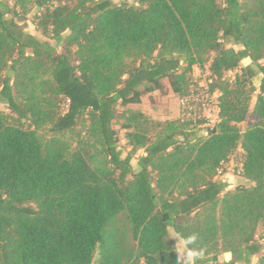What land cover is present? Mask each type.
<instances>
[{
  "label": "trees",
  "instance_id": "1",
  "mask_svg": "<svg viewBox=\"0 0 264 264\" xmlns=\"http://www.w3.org/2000/svg\"><path fill=\"white\" fill-rule=\"evenodd\" d=\"M136 1L34 0L33 22L64 40L58 51L0 0V98L14 113L0 112V264H94L96 252L97 264H251L261 251L264 0ZM206 63L222 121L205 137L181 118L118 111L166 79L189 94L193 65ZM257 90V121L241 131ZM238 146L251 183L229 191L214 175ZM222 252L232 257L221 262Z\"/></svg>",
  "mask_w": 264,
  "mask_h": 264
},
{
  "label": "rangeland",
  "instance_id": "2",
  "mask_svg": "<svg viewBox=\"0 0 264 264\" xmlns=\"http://www.w3.org/2000/svg\"><path fill=\"white\" fill-rule=\"evenodd\" d=\"M10 6L15 7L19 13L16 16V20L19 21L20 25L28 32L32 33L41 40L48 41L53 46L57 48L58 51H62L64 40L57 36L46 37L40 30H38L34 24V17L38 14V9L34 4V0H29L25 8L16 6L15 0H5ZM116 4L122 2H127L130 4L137 3L136 0H112ZM69 31H64L61 35L66 37ZM247 61V60H245ZM243 61V64L246 65ZM250 61V60H249ZM264 64V58L261 60ZM209 64L206 63L204 66L198 64L193 65L192 71V81L190 86V93L185 96H179L176 94L171 86L169 85L167 79L165 80V89L163 91H155L143 96L142 102L140 104H130L128 106L117 107L120 113L127 109H136L143 111L146 115L156 121H175L179 118L181 123L190 122L191 126H194L200 130L202 137L207 134V128L204 123L200 124V119L202 117L199 115L201 111V103L207 97V91L214 90L213 84L215 83L214 77L208 72ZM237 73H241L239 69L229 71L225 74V77L234 79ZM262 75H258L254 78V82L258 81ZM13 82V81H12ZM193 91V92H192ZM259 90H257L251 100L250 115L247 120L238 123V127L241 131H245L250 125H253L257 121V117L253 114L254 104L257 99ZM184 104L187 105L184 113ZM63 108H67V101L62 102ZM0 112L14 115L11 110L7 107V104L3 102L0 98ZM124 117L119 116L115 120V128L118 130L120 142L119 147L123 151V156H126L132 149L126 137V130L122 127L124 123ZM144 153L143 149H140L136 156L132 160V165L134 170H138V157ZM243 154L244 150L241 146H238L229 156V158L221 163V166L217 169L214 179H222L226 182V190L234 191L239 185L249 186L250 180L243 176ZM170 236L173 238L177 245L178 253L184 261H192V252L188 250L185 242L181 236H179L172 227H170ZM256 240L261 244V251L252 257L251 264H260L259 259L262 254H264V221L260 222L256 231ZM99 253L96 252L94 258V264L98 263ZM232 254L230 252H222L220 254V261L222 262L226 258H231ZM245 264V263H242Z\"/></svg>",
  "mask_w": 264,
  "mask_h": 264
},
{
  "label": "built area",
  "instance_id": "3",
  "mask_svg": "<svg viewBox=\"0 0 264 264\" xmlns=\"http://www.w3.org/2000/svg\"><path fill=\"white\" fill-rule=\"evenodd\" d=\"M208 72L211 74L210 70ZM220 95L221 93L217 89L207 91V97L201 103L199 115L202 119L200 120H204V124L208 130H216L222 121ZM183 109V114H185V109H187L186 104H184Z\"/></svg>",
  "mask_w": 264,
  "mask_h": 264
},
{
  "label": "crops",
  "instance_id": "4",
  "mask_svg": "<svg viewBox=\"0 0 264 264\" xmlns=\"http://www.w3.org/2000/svg\"><path fill=\"white\" fill-rule=\"evenodd\" d=\"M245 60H247V61H245ZM244 61L245 62H247V63H245V64H249L250 62H251V60L249 59V58H246ZM250 60V61H249ZM226 259H228V258H226Z\"/></svg>",
  "mask_w": 264,
  "mask_h": 264
}]
</instances>
